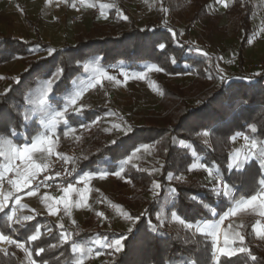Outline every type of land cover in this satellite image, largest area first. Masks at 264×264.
<instances>
[{"label":"trees","instance_id":"16d2710c","mask_svg":"<svg viewBox=\"0 0 264 264\" xmlns=\"http://www.w3.org/2000/svg\"><path fill=\"white\" fill-rule=\"evenodd\" d=\"M215 2L205 0L199 3L203 6H199L196 17L208 12V7H213ZM239 2L244 5L246 14L240 22L242 35L238 48L240 45L243 47L253 35L252 8L246 4L249 0ZM104 3L111 5L104 8L110 21L92 22L86 31L76 35L73 43L62 46L39 36L23 39L0 31V68L18 60L23 63L20 72L13 73L10 80L0 84V149L3 146L27 145L40 132L47 133L50 128L61 135L65 120L77 128L98 118L101 112L88 109L74 111L72 105L63 117L56 115L63 111V105L69 98L77 94L80 83L89 73V64L106 70L125 68L130 72L159 67L167 74H193L195 81L200 79L204 82L203 88L207 84L213 86H207L205 93L192 102L186 101L178 112L177 109L170 112V109L182 94L174 91L165 93L164 90L161 104L167 110L161 112L166 113L165 125H130L119 131L116 137L95 144L85 152L84 158H79L81 176L86 172H99L104 165V172L114 173L124 168V173L139 180L145 178L142 173L146 170H135L129 159L141 147L155 148L160 159L159 174L155 177L148 175V194L153 193L150 189L153 182L157 181L160 187L156 194L147 198L143 213L137 215L129 231L79 228L69 231L68 242L61 243L59 234L66 232V228L61 229L53 220L39 215L19 226L7 220L5 214L11 215L8 207L0 212V232L25 243L37 264H69L72 258L70 245L85 244L89 239L110 241L119 237H125L123 250L114 252L112 259L104 264H217L211 236L193 238L170 232L158 215L167 217L175 211L192 225L209 222L221 218L228 211L233 193L238 197L253 193L264 171L258 165L264 163L253 160L243 167L241 173L229 165V150L232 138L244 135L255 137L264 146V71L247 72L242 53L237 49L232 51V57L238 59L239 73L226 77L220 74L213 59L200 54L206 51L182 39L181 29L176 23L135 21L125 11L127 19L118 25L119 15L113 7L114 0ZM100 5L98 3L95 7L100 8ZM38 86L40 88L36 89ZM251 126H255V133L250 131ZM10 129L17 135L11 136ZM206 132L208 135L204 134ZM198 163L210 168L216 179L226 185V189H215L227 195L214 193L208 175L200 180L188 177L190 169ZM193 195L199 198L196 202L191 198ZM44 223L47 227H42L43 233L31 242L28 237ZM250 230H244L247 242L251 239ZM222 232L225 234L226 228ZM40 247L45 251L37 255ZM246 247L256 261H251L248 253H240L231 258L221 257L218 264H264L263 248ZM19 250L11 247L7 255L0 252V264H21ZM101 250L108 253L106 248Z\"/></svg>","mask_w":264,"mask_h":264},{"label":"rangeland","instance_id":"374dc122","mask_svg":"<svg viewBox=\"0 0 264 264\" xmlns=\"http://www.w3.org/2000/svg\"><path fill=\"white\" fill-rule=\"evenodd\" d=\"M45 1H1L0 31L11 33L23 39H32L39 36L45 41L52 42L54 45L62 46L67 43H73L76 35L86 31L92 22L108 23L110 21L108 12L103 9L104 15H101V9L98 15H86L82 21L75 23L72 21V16L76 14V11L72 9V2L74 4L75 0L66 1L65 7L60 6L58 8L55 6L53 9ZM203 1L205 0H143L142 5H138L137 0H125L123 9L117 11L119 15L118 25H122L126 21L124 19V17H127L124 14L125 11L135 21L154 24H162L163 22L176 23L178 28L181 29L182 39L206 51L210 59L214 60V65L220 74L231 77L239 73L238 59L232 57V51H236L237 49L238 52L242 53L245 62L244 68L247 72L260 73V70H258L260 68H257L259 64L263 65L261 71H264V0H251V2L249 0L246 3L249 6L251 5L252 8L253 35L246 40L243 47L240 45L239 48V39L242 35L240 22L246 14L244 5L240 4L239 0H236L237 3L234 0H216L213 7H208V12L196 17L200 8L199 6H203L199 3ZM104 2L106 0H92L91 4L95 7L98 3L105 4ZM225 3L227 7L224 6ZM108 6L110 7L111 5L109 4ZM150 6L157 9L156 15L149 17L146 21L138 20L136 17L137 9H146ZM93 7H87L88 9L86 10H92ZM101 17L107 18L104 20ZM6 65L8 66L0 68V84L7 82V79L13 73H18L23 68V63L20 60L15 64L10 63ZM155 68L150 67L140 72H130L125 68H110L106 70L100 66L89 64V73L78 87V92H82L83 94L72 105V108L75 110H95L102 114L98 118H94L93 122L83 124L87 125V127L80 125L77 128L76 136H83L82 140H75L76 136L72 134H69L67 138L60 141L55 140L60 145L59 149L65 151L66 154L64 153V156L53 151L50 156L46 155L43 158H39L38 161H42L44 165L46 164L49 167L54 161L61 159L60 157H65L71 161L79 160L81 156L84 158L85 152L90 151L93 146L104 143V140L116 137L119 131L125 130L130 125H165L164 119L166 118L164 116L166 113L161 112L163 109L167 110V107L164 108V104L163 106L161 104L164 90L165 93L174 91L180 95L182 94L177 103L175 102L173 108L170 109V112L175 109H177V112L180 111L186 101L192 102L195 98L202 96L207 90L208 84H205L206 88H203L204 82H200V79L199 81L196 80V82L193 74H167L164 71L157 72L154 70ZM101 73H106L113 79L101 78ZM141 73L143 74V78H138V75ZM200 83L202 84L200 85ZM92 84H95V86H90ZM212 86L210 84L208 87ZM39 88L38 86L36 89ZM245 142L243 136H238L235 140H232L229 150L230 156L238 151L243 156L247 152ZM9 149L8 146H3V149H0L6 160H8ZM158 157L159 155L155 152L153 146L141 147L131 155L129 160L133 163L134 169L146 170V173H142L145 177L144 179L136 180L128 176V174L124 173V168L116 171L121 172L119 176L115 175L116 172H104V165L99 172L88 173L86 176L82 175V178L87 177L85 179L87 186L80 191H84L88 199V204L85 203L88 208L81 210V207H78L75 219L71 217L68 219L66 215L64 221L61 222L63 226L67 227L66 232L70 234L69 231L71 229L68 226L73 227L77 221L85 224L84 228L86 229L115 230L116 232L129 231L137 215L143 213L148 202L147 198H151L152 194L158 192L155 188L157 181L153 182L150 186L153 193L150 195L147 191L149 189V184H147L148 175L155 177L159 174L158 166L160 165V159ZM0 164L3 166L5 160L0 161ZM245 165L241 157L240 168H243ZM10 174L12 173L7 174L5 177ZM187 175L190 179L194 176L200 180V178L207 177L208 171L201 168L198 163ZM11 180H14L13 174ZM209 181L213 183L214 188L226 189V185L217 180L214 174L212 177H209ZM11 188L12 184L10 183L6 190L0 191V194L8 196ZM28 199L27 196H24L20 200V203ZM13 204L7 203L5 209L9 207L10 211H12L11 206ZM227 212L223 213L221 218L222 224H220L221 220L215 223L220 224L219 245L223 246L225 234H228L231 239L234 233L239 232L245 237L243 246H257L264 249V237L257 236L256 231H253L255 224H258L260 227V224L264 222V217L259 216L252 210L239 212L236 216H228ZM100 213L103 215H99ZM19 214H16L15 217ZM131 215L134 219H127V216ZM158 217L163 226L170 232L186 234L193 238L198 235H205L201 234L198 229L204 225H208L205 221L194 225L184 220V223H181L182 219L175 211H172L167 217H164L162 214L158 215ZM42 227H47V224H42ZM226 227L228 229L232 227V230L230 232L226 231L222 235V231ZM43 228L41 234L43 233ZM244 230H250L251 239L248 242ZM49 232L50 230L46 233ZM98 240L101 241V239L88 240L90 242L89 248L100 253L99 255L95 254L96 256L92 264L95 263L96 258H99V263L103 264L105 261L112 259L114 255L112 249L106 248L108 249L107 254L104 250H101L95 243ZM89 242H85V247H87V244L89 245ZM232 246L238 248L241 245L237 240ZM11 247H15V245L8 244L6 241L0 242V252L4 255H7L8 249ZM96 251H93V253H96ZM19 253L21 254V258L22 256L25 257V251L19 250ZM215 255L218 264L221 256L218 253Z\"/></svg>","mask_w":264,"mask_h":264},{"label":"snow or ice","instance_id":"6c2138e0","mask_svg":"<svg viewBox=\"0 0 264 264\" xmlns=\"http://www.w3.org/2000/svg\"><path fill=\"white\" fill-rule=\"evenodd\" d=\"M81 3L86 4L87 7H93L92 4H87V0H81ZM75 6V5H73ZM225 7H227V4L225 3L224 5ZM109 7L108 5H104L101 4L100 8L102 9L101 11V15H104V11L103 9ZM106 18V17H105ZM124 19H127V17H124ZM173 36H175V33H173ZM160 48L163 49L164 45L161 44ZM198 52H200V50H197ZM51 54V52H50ZM200 54L202 55H207L206 53L200 52ZM174 62V61H173ZM152 70V69H150ZM155 71L159 72L162 71L161 68L156 67L154 69ZM101 78L106 77L109 80H112L113 78L111 76H108L106 73H101ZM138 78H143V74H139ZM92 87L95 86V84L90 85ZM51 88V82H48V89L50 90ZM82 92H78L74 97L69 98V100L63 105V111L61 112H57L56 115L58 117H63L64 113L67 112L68 108L71 105H74L77 101V99H79V97L82 95ZM83 127H87V125H83ZM75 131V129L71 126V124L69 123L68 120L64 121V135H67L69 132ZM250 131L255 133L256 132V128L255 126H251L250 127ZM205 135H208V133H204ZM10 135L11 136H15L17 135V133L15 132V130L10 129ZM53 135H55V133H53ZM233 140H235V137L232 138ZM243 139L246 141V149L247 152L243 154L240 151L236 152L235 154H233L232 156H230L229 159V165L231 167H233L234 169H238L241 173H243L244 169L240 168V163H241V157L243 159V162L247 165L250 164L253 160H259V161H264V146L261 145V143L255 138V137H249L247 135L243 136ZM53 143L51 136H38L35 137L32 141L29 142V144L27 145H23V146H16L13 145L10 147L9 149V156H8V164L5 168V171H15L16 176L18 177V179L16 180H10L9 183H11L16 189L17 191H23L25 188H31L32 186V181L36 179L37 175L39 174V172L41 171L42 168H46L47 165H41L36 163L35 161H33L32 159V153H34L35 151L38 150V148L43 145V144H47L49 146H51ZM0 145H2V140H0ZM147 147V146H145ZM47 151L49 152V154H51V147H48ZM3 156V152L0 151V157ZM61 159H66L65 157H60ZM251 158V159H250ZM16 161H21L24 165L23 170H21L19 164L16 163ZM201 168L206 169L208 171V176L212 177L213 173L212 170L210 168H207L206 165L201 164L200 165ZM258 167L264 168V164H260L258 165ZM192 170V169H190ZM121 174V172H116L115 175L119 176ZM56 175H60V173H56ZM3 179V174L0 173V180ZM47 180H51L53 179V177L51 175H49L48 177H46ZM84 179H87V177H85ZM83 182V181H81ZM130 183V181H128ZM41 184H44V181H41ZM44 186H48V185H44ZM160 185L157 183L155 184V188L159 189ZM234 187V186H233ZM36 191L37 189H32L31 191L28 192V195L32 196V195H36ZM66 196L63 198V205L65 208V211H67V207L70 203L69 200V195L72 193H76L77 195H79L81 197V202H84V194H81L78 192V189H76L72 183H69L67 188L64 189ZM215 194L218 195H227V193H222L217 189H213ZM11 194H9L8 196H4L3 199H0V212H3L5 207L7 206V201L10 199ZM193 199L194 202H196L199 198L195 195H193L191 197ZM46 200H51L54 199L53 197L50 196H46L45 197ZM15 203L17 205L20 204V198L18 197L15 200ZM61 204V200H55L54 204L48 205V211L51 215H56L57 211L59 210L58 206ZM248 210H252L253 212H255L256 214H258L261 217H264V171L261 172L260 177L258 178L257 184L254 188V191L251 195H247L244 197H238L235 195V193L232 194V199L229 202V210L227 212L228 216H236L237 213L239 212H245ZM7 216V220L8 221H12L13 217L16 216V212L15 209H13L11 211V215H8L7 213L5 214ZM99 215H103L102 213H100ZM25 221L31 220L32 217H28L25 216L23 218ZM127 219L131 220L133 219L131 216H127ZM17 223H19V219H17ZM181 223H184L183 220H181ZM223 221H220V224H222ZM220 224H208V225H204L203 227L199 228L198 231L201 232V234H205V235H210L213 237V245H214V254L218 253L221 257H225V258H231L233 256H236L240 253H248L249 258L251 259V261H256V257L254 255H251L250 253V249L243 246L244 245V241H245V237L243 235H241L239 232H236L232 235V238H229L228 234H225L224 236V242H223V246L221 247L219 245V231H220ZM61 229H63V225L59 226ZM189 227H191V225H189ZM254 231H256L257 236L259 237H264V227H257L254 229ZM69 233L65 232V231H61L59 234L60 237V242L61 243H65L68 242L69 240ZM40 236V232L39 230H36L34 232V234H31L28 239L30 241H36ZM125 239V237H119L113 240H103V241H95V243L98 245V247L100 248H108V249H112L113 252H120L123 250V240ZM239 241L240 243V247L236 248L233 247L232 245L236 242ZM7 242L8 244H14L19 248H22L25 250V252L27 253V255L29 257H31L32 253L31 251H29L28 249L24 248V243L22 242H18L17 240L14 239H10L8 235L3 234L2 232H0V242ZM45 251V249L43 247H40L38 249L37 255H39L40 253H43ZM70 251H71V260L69 262V264H85V260L87 258H90V256L93 254V249L92 248H85L84 246L78 245V244H72L70 245ZM96 255H99V252L95 253ZM31 264H35V261H32ZM194 264V262H193Z\"/></svg>","mask_w":264,"mask_h":264},{"label":"crops","instance_id":"0c3cea01","mask_svg":"<svg viewBox=\"0 0 264 264\" xmlns=\"http://www.w3.org/2000/svg\"><path fill=\"white\" fill-rule=\"evenodd\" d=\"M66 1H70V0H46L45 2H47V4L50 6H52V9L55 7V6H57L58 8H60V6H63V7H65L66 6ZM72 1H74V0H72ZM77 0H75V2H76ZM43 2V1H42ZM75 2H74V4H75ZM91 2H92V0H87V4H91ZM73 4V2H72V9H74V5ZM96 6H97V4H96ZM83 8L86 10V9H88L87 8V6H86V4H84L83 3ZM100 10H101V8H100ZM57 11H58V9H57ZM75 11V10H74ZM73 11V12H74ZM106 11V10H105ZM55 12V11H54ZM101 16V15H100ZM96 17V16H95ZM97 18H98V16H97ZM107 18V17H106ZM106 18H104V17H101V19H104V20H106ZM108 18H109V16H108ZM95 20V19H94ZM97 22V21H96ZM73 110L74 111H78V110H75L74 108H73ZM78 128V127H77ZM77 128H74L75 129V131H72V132H69L67 135H64V130H63V132H62V134L61 135H58V133H57V130H54V128H50L49 129V132H47L46 133V131H42V132H40L36 137H38V136H51V138H52V141H53V143H52V145L51 146H49V145H47V144H43V145H41L39 148H38V150L37 151H35L34 153H32V159H33V161H35L36 163H38V164H41V165H44V163L42 162V161H38V159L39 158H43V157H45L46 155H48V156H50L51 154H52V152L54 151V152H58V154H61V155H63L64 153H65V151H61L60 149H59V147H60V145L59 144H57L56 143V141L55 140H58V141H60L61 139H64V138H67V136L69 135V134H72V135H77L76 134V130H77ZM53 133H55V135H53ZM83 139V136H76V139L75 140H77V141H80V140H82ZM56 145H57V147H56ZM21 146H23V145H21ZM10 147V146H9ZM48 147H51V149H52V151H51V154H49V152L47 151V149H48ZM66 154V153H65ZM64 156V155H63ZM77 156V155H76ZM79 156V155H78ZM5 160V164L3 165V166H1V164H0V173H2L3 174V178L7 175V174H9V173H12L13 174V177H14V180H16V179H18V177L16 176V174H15V171H8V172H6L5 171V168H6V166H7V164H8V160H6V159H4V157L2 156V157H0V161H4ZM67 160H69V159H67ZM16 163L17 164H19V166H20V168H21V170H23V168H24V165H23V163L21 162V161H16ZM43 163V164H42ZM43 169V168H42ZM88 173H85L84 175L86 176ZM83 180L85 181V179L83 178ZM1 181V180H0ZM85 186H87V183H86V181H85ZM33 188H25L23 191H17V189L12 185V188H11V192L9 193V194H11V197H10V199L7 201V203H14V205L18 208V210L20 211V214L17 216V217H13V220L11 221L12 223H15V224H17V225H19V226H22V225H24L25 223H27V222H29L30 220H28V221H25L23 218L25 217V216H28V217H32V215H34V216H37V215H39V216H45V217H47L48 219H51V220H53L54 222H56L59 226L60 225H62V223L61 222H63L64 221V219H65V217H66V215L68 216V219L71 217V218H76L75 217V214L77 213V208L78 207H81V210H86V208H88V206L87 205H85V203L86 204H88V199L86 198V196H85V194H84V191L82 192V191H78L79 193H81L82 192V194H84V202L82 203L81 202V197L79 196V195H77L76 193H72V194H70L69 195V200H70V203H69V208H67V211H65V208H64V205H63V198L66 196V193H65V191L64 190H62V191H59V192H57V193H55V194H51V193H48L47 191H45V190H37L36 191V195H32V196H30V195H28V192L29 191H31ZM42 192V193H41ZM5 196V194H0V199H3V197ZM24 196H27L29 199L28 200H25L23 203H20L19 205H17L16 203H15V200L19 197L20 198V200L22 199V197H24ZM46 196H50V197H53L54 199H51V200H46L45 199V197ZM55 200H61V204L58 206V208H59V210L57 211V214L56 215H51L50 213H49V211H48V205H51V204H54L55 203ZM80 206H79V205ZM62 211H64V212H62ZM11 213V212H10ZM241 215H244V214H241ZM33 216V217H34ZM223 216V215H222ZM222 216H221V218H222ZM33 217H32V219H33ZM221 218H219V219H217V220H212V221H209V222H207L208 224H211V223H216V222H218L219 220H221ZM17 219H19V223H17ZM31 219V220H32ZM67 221V220H66ZM242 224V223H241ZM76 226H77V228H76ZM83 226V227H82ZM64 228H67V227H65V226H63ZM85 227V224H83L82 222H75V224H74V226L73 227H70V226H68V228L69 229H71L70 231L72 232V231H75V230H77V229H79V228H84ZM258 227V224L256 225L255 224V226L253 227V231H254V229L255 228H257ZM260 227H264V222L262 223V224H260ZM239 228V227H238ZM238 228H235V229H238ZM37 230H39V232H40V235H41V232H42V225H39L38 227H37ZM232 230V227H230V229H228L227 227H226V231H228V232H230ZM101 241H103V240H101ZM32 242V241H31ZM79 245H81V246H86L85 244H79ZM89 246H90V243H89V245H87V247H85L86 249L87 248H89ZM15 247H17L16 245H15ZM18 249H20V250H23V251H25L24 249H22V248H19V247H17ZM24 248L25 249H27V245L24 243ZM102 249V248H101ZM89 260H90V258H87L86 260H85V264H87L88 262H89ZM32 261H34L31 257H29L28 255H27V253H25V257H23L22 256V260H21V264H31V262ZM35 264H37V262H35ZM94 264H102V263H99V258H96V261H95V263ZM104 264V263H103Z\"/></svg>","mask_w":264,"mask_h":264},{"label":"built area","instance_id":"2783aa9c","mask_svg":"<svg viewBox=\"0 0 264 264\" xmlns=\"http://www.w3.org/2000/svg\"><path fill=\"white\" fill-rule=\"evenodd\" d=\"M1 1L3 0H0V2ZM142 3L143 0H137L138 5H142ZM74 5L76 14L72 16V21L75 23L82 21L83 17L86 15H98L100 13L99 7H95L92 10H85L83 8V3H81L80 0H77ZM124 6L125 0H114L113 7L116 11H120ZM156 10L157 9L153 6H150L146 9L139 8L137 9L136 17L138 18V20L146 21L149 19V17L156 15ZM257 67L261 69L263 68V65L259 64ZM261 162L264 163V161ZM56 173H60V175L57 176ZM49 175H51L53 179L47 180L46 177H48ZM11 179L12 174L8 175L0 181V191H4L9 187V181ZM42 180L44 181V184H41ZM69 183H72L73 186L78 190H83L85 187V181L79 174L78 160L71 161L67 159H58L54 161L49 167L39 172L36 179L32 181L31 188L37 190H46L51 194H55L59 191L66 189ZM11 209H15L16 214H19L20 212L14 204L11 206ZM95 256V253L90 256L88 264H92V261Z\"/></svg>","mask_w":264,"mask_h":264}]
</instances>
